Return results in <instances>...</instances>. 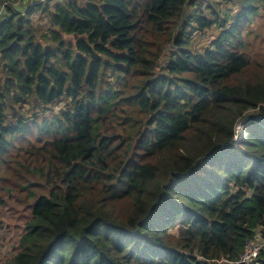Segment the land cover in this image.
<instances>
[{
	"label": "trees",
	"instance_id": "trees-1",
	"mask_svg": "<svg viewBox=\"0 0 264 264\" xmlns=\"http://www.w3.org/2000/svg\"><path fill=\"white\" fill-rule=\"evenodd\" d=\"M12 1L0 206L32 216L5 264H242L264 233V0Z\"/></svg>",
	"mask_w": 264,
	"mask_h": 264
},
{
	"label": "rangeland",
	"instance_id": "rangeland-1",
	"mask_svg": "<svg viewBox=\"0 0 264 264\" xmlns=\"http://www.w3.org/2000/svg\"><path fill=\"white\" fill-rule=\"evenodd\" d=\"M264 47V45H263ZM247 115L246 117H249ZM245 121L236 129L235 143L246 134ZM32 216V206L23 203L15 195L6 199V203L0 206V264L14 256L19 251V240L26 230V225ZM264 241V233L260 232L259 237L252 239ZM251 239V240H252ZM224 260H219L221 262Z\"/></svg>",
	"mask_w": 264,
	"mask_h": 264
},
{
	"label": "built area",
	"instance_id": "built-area-1",
	"mask_svg": "<svg viewBox=\"0 0 264 264\" xmlns=\"http://www.w3.org/2000/svg\"><path fill=\"white\" fill-rule=\"evenodd\" d=\"M12 0H4L1 6L0 10V20L5 16H11V14L7 11L8 5H10ZM25 5L34 4L36 0H21ZM14 1H12L13 3ZM15 5V4H14ZM17 5V2H16ZM20 11H22V14L26 10L23 7L19 8ZM19 11V12H20ZM24 11V12H23ZM264 247V241L257 239H250L247 241V244L245 246L244 252L240 257L239 262L242 264H258L257 259L259 256V253L261 249Z\"/></svg>",
	"mask_w": 264,
	"mask_h": 264
},
{
	"label": "clouds",
	"instance_id": "clouds-1",
	"mask_svg": "<svg viewBox=\"0 0 264 264\" xmlns=\"http://www.w3.org/2000/svg\"><path fill=\"white\" fill-rule=\"evenodd\" d=\"M245 135V134H244Z\"/></svg>",
	"mask_w": 264,
	"mask_h": 264
}]
</instances>
